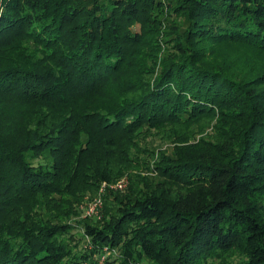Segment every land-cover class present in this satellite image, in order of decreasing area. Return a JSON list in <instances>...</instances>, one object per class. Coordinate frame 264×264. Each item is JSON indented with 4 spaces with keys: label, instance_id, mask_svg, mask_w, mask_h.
I'll return each mask as SVG.
<instances>
[{
    "label": "trees",
    "instance_id": "trees-1",
    "mask_svg": "<svg viewBox=\"0 0 264 264\" xmlns=\"http://www.w3.org/2000/svg\"><path fill=\"white\" fill-rule=\"evenodd\" d=\"M147 261L264 264V0H0V264Z\"/></svg>",
    "mask_w": 264,
    "mask_h": 264
},
{
    "label": "rangeland",
    "instance_id": "rangeland-1",
    "mask_svg": "<svg viewBox=\"0 0 264 264\" xmlns=\"http://www.w3.org/2000/svg\"><path fill=\"white\" fill-rule=\"evenodd\" d=\"M195 132H198V136L201 137V136H210V134H212V127H209L208 124H202L200 127H198L197 129H194ZM156 142L153 143V141L151 142V149L153 151H157L158 149H163V150H167L171 143L170 141H166V140H161L159 137H157L156 139ZM145 144L143 143L142 146H144ZM152 153L149 151V155L147 158H150L152 159ZM143 174H145V172H142ZM121 180H125L126 182V188L124 190H119L118 187H117V183ZM108 184V188H107V191L105 192V194L103 195V198H104V201L106 199H108V196L109 197H113V194H117V193H120L122 194L123 192H125L128 188H129V185H130V178L128 175L122 177L121 179H119L118 181L116 182H112V183H107ZM101 188V187H100ZM100 188L99 190L96 192V193H93L91 195H87L85 196V198H83L82 201H80L78 204H77V211L79 212V217L78 218H73L72 220H70L69 223H76L78 220H87L89 222H95L96 220H98L99 218L97 217H87L85 215V209H86V204L91 200L93 199L94 197L97 196V194L100 192ZM109 191V193L107 194V198H105L106 196V193ZM111 193V194H110ZM110 194V195H109ZM80 229L78 228H75V233H76V237H74L73 239V242L74 244H78L79 245V249H87L88 248V240L86 239H82V235H83V232L82 230L78 231ZM114 254V255H113ZM112 255L109 254L108 255V259L110 258L111 260L115 257V253H113ZM145 264H153L152 262H149L147 261Z\"/></svg>",
    "mask_w": 264,
    "mask_h": 264
},
{
    "label": "built area",
    "instance_id": "built-area-1",
    "mask_svg": "<svg viewBox=\"0 0 264 264\" xmlns=\"http://www.w3.org/2000/svg\"><path fill=\"white\" fill-rule=\"evenodd\" d=\"M117 187L119 190H124L126 188V182L125 180H121L117 183ZM108 184L104 183L101 188L100 192L97 194L96 197L91 199L87 204H86V209H85V215L87 217H99L100 212L104 206V198L103 195L107 191ZM106 255L103 256V260L105 259Z\"/></svg>",
    "mask_w": 264,
    "mask_h": 264
}]
</instances>
